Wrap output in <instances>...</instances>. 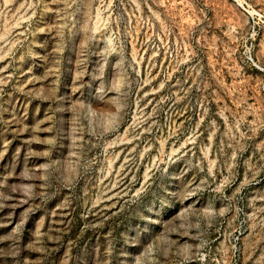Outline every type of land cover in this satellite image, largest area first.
Segmentation results:
<instances>
[{"label": "rangeland", "instance_id": "374dc122", "mask_svg": "<svg viewBox=\"0 0 264 264\" xmlns=\"http://www.w3.org/2000/svg\"><path fill=\"white\" fill-rule=\"evenodd\" d=\"M0 264H264V0H0Z\"/></svg>", "mask_w": 264, "mask_h": 264}, {"label": "water", "instance_id": "95a60500", "mask_svg": "<svg viewBox=\"0 0 264 264\" xmlns=\"http://www.w3.org/2000/svg\"><path fill=\"white\" fill-rule=\"evenodd\" d=\"M240 5H241L242 7H244L243 4L240 3Z\"/></svg>", "mask_w": 264, "mask_h": 264}]
</instances>
